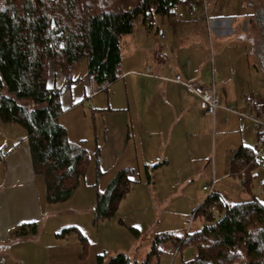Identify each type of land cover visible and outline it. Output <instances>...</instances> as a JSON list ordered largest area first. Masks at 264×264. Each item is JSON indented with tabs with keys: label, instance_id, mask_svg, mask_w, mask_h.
I'll return each mask as SVG.
<instances>
[{
	"label": "trees",
	"instance_id": "trees-1",
	"mask_svg": "<svg viewBox=\"0 0 264 264\" xmlns=\"http://www.w3.org/2000/svg\"><path fill=\"white\" fill-rule=\"evenodd\" d=\"M182 1L0 0V119L25 128L34 170L45 179L48 203L69 200L91 164L89 150L71 141L60 122L62 89L48 85L50 59L61 67L66 87L81 81L76 71L84 61L85 75L96 90H107L120 76L122 37L132 32L135 19L142 15L145 22L152 23L155 13L170 14ZM246 1L253 7L249 20L256 56L264 71V0ZM259 139L258 129L255 144L241 145L230 161V175L242 179L249 193L252 171L264 163V157L258 155ZM95 148L97 184L104 171L99 144ZM145 169L150 179L149 167ZM138 173L136 167H122L104 189L97 190L95 220L116 215L121 201L138 181ZM213 204L218 215L209 209ZM195 211L204 219L202 226L184 233H154L141 261L127 253L109 255L104 251L97 254V263L159 264L161 255L171 247L183 251L191 246L193 257L184 264H264V203L256 195L227 207L215 192ZM130 229L135 236L140 235L138 228ZM37 231L35 222H27L19 224L12 235L32 236ZM70 232H78L80 254L84 255L87 240L77 226L64 227L58 235Z\"/></svg>",
	"mask_w": 264,
	"mask_h": 264
},
{
	"label": "crops",
	"instance_id": "crops-1",
	"mask_svg": "<svg viewBox=\"0 0 264 264\" xmlns=\"http://www.w3.org/2000/svg\"><path fill=\"white\" fill-rule=\"evenodd\" d=\"M204 1L183 0L170 14L155 13L152 23L145 22L142 15L138 16L132 32L122 38L120 76L109 84L108 94L97 97L102 90H96L89 79L92 90L88 99L94 97V109L99 110L94 116L93 139L100 147V161H118L116 164L119 165L122 162V167L143 161L145 175L146 166L150 171V179H146L150 193L154 192L152 171L168 166L170 161H182L186 168V161H207L212 154L213 178L225 176L217 161H231L236 150L246 145L243 144L245 138L253 139L248 134L250 124L245 121L248 117L244 115L250 110L248 101H264V90L261 94L260 88L264 79L258 77L257 82L254 81L253 69L259 70V61L250 15L242 12V7L249 6L247 1H242L238 12L216 11L213 7L211 14V2L210 7H205ZM243 41L252 45H242ZM123 44L127 45L124 46L126 55H123ZM251 54L256 56L254 68L250 63ZM50 69L51 64L48 85L62 89L63 112L72 110L76 103L64 85L61 67L53 65V72ZM177 76L203 86L215 83L222 105L233 106L239 113L219 107L215 116L208 115L197 95L173 81ZM101 111L109 113L107 132L104 133L101 125L102 136L96 124ZM211 116L213 125L209 120ZM15 124L0 119V171L4 169L0 173V264H7L9 254L11 261L19 264H29L33 259L29 250L4 254L3 247L9 242L18 246L17 251H25L23 242L30 236H13L12 232L19 224L33 220L36 185L41 180L42 186L44 178L35 172L27 136ZM218 134L231 137L227 143L223 144L224 138L218 144ZM25 144L28 147H24ZM184 173V180L194 177V166H189ZM177 231L184 233L187 230L178 226ZM193 253L191 246L183 251L171 247L168 253L161 255L159 264H184Z\"/></svg>",
	"mask_w": 264,
	"mask_h": 264
},
{
	"label": "rangeland",
	"instance_id": "rangeland-1",
	"mask_svg": "<svg viewBox=\"0 0 264 264\" xmlns=\"http://www.w3.org/2000/svg\"><path fill=\"white\" fill-rule=\"evenodd\" d=\"M207 1L209 3L208 7H210V2L212 5L211 10L209 9V13L211 14L213 7L216 8V11L230 10L231 12H238L237 9L239 10V7L243 5L242 1L244 0ZM242 9L244 10L242 12L247 15L253 13V7L250 5L247 7L244 6ZM127 36L129 34L124 35L122 38L125 39ZM246 44L252 45L251 42L243 41L242 45ZM124 46L127 45L123 44V55H126L124 53ZM251 56L250 63L254 68V64L256 65V56L255 54H251ZM49 64H51V72H53L52 66L58 65L52 59H50ZM257 66H259V70L253 69L255 82L258 79H264L263 69L259 64ZM84 67L85 63L83 61L81 67L76 71V75H81V81L68 87V93H70L76 105L71 108L72 110L63 112L59 119L66 126L69 139L73 142L82 143L89 150L91 164L83 180H81V185H79L81 187L80 189L78 188L77 194L65 202L56 204L48 203L45 197L46 188L44 178L42 186L41 180H38L39 183L36 185L34 217L31 221L37 224V233L30 236L27 240H24L23 249L25 251H17L18 246L12 243L10 244L9 242L5 243L3 247L4 254L26 253L29 250L30 254L33 253L34 255L33 259L30 258L31 261L29 264H98L97 254L103 253L104 251H107L109 255H115L118 252L127 253L133 260L137 259L141 261L149 250L154 230L158 232H178L177 228L181 226L190 231L199 228L204 222V219L198 214L189 226L186 222V217L191 215L207 198L208 192L203 190V185L212 184L215 180L213 178L214 161L212 154L209 155L207 161H186V168L183 167L182 161H170L168 166L165 165L164 168L158 171H152L153 182L151 183V187H153L154 192L151 193L149 192L143 161H139V164L131 162L129 165L137 167L139 170L138 181L133 184L132 190L121 201L120 208L115 216L95 220L94 208L97 190L105 188L108 180L123 166V163L121 162L119 165L116 164L118 161H100V167L104 171V174L96 184L94 167L96 144L93 139L94 128L92 119L93 115L99 110L93 109L95 98L91 97L88 99V95L92 89H90L91 86L88 84L89 78L85 75ZM60 72L62 71L60 70ZM260 88L262 94L264 84H260ZM107 94L108 92L106 90H102L97 97L103 98ZM121 104H123L122 99ZM219 104L223 107L222 101H219ZM246 109L248 111V108ZM122 113H124V110ZM108 114L107 111H101L98 116L99 120L96 124L100 136H102L101 125L104 126V133L107 132L106 124L108 122ZM209 118L212 124L211 118L213 117L211 116ZM245 121L250 124L248 134L253 139L245 138V143L243 144L253 145L257 141L259 127L250 118H246ZM15 125L20 128L23 135L26 134L23 126L18 123ZM212 133L213 126L211 127ZM230 137H227L225 134L224 136L218 134L217 143L219 144L225 138L223 141V144H225ZM212 141L213 136L211 138ZM24 147H28V144H25ZM211 147L213 148L212 145ZM234 152H232L229 159ZM229 162L217 161V166L220 170L222 169V174L226 173L225 176L217 179L213 184V189L219 193L220 199L225 203L231 204L250 198L254 194L264 203V186L262 184L264 181V163L261 161L252 171L254 177L251 193H249L248 190L244 189L242 179L230 175ZM112 166L115 167L112 169ZM189 166H194L195 168L194 177L184 180L186 176L184 171ZM3 171L4 169L0 173ZM37 177L41 179L40 175H37ZM214 213L218 215V211ZM71 225L77 226L86 236L87 246L84 255L80 254L82 245L79 242L78 232H70L68 235L63 236L58 235V232L62 231L64 227ZM130 226L139 229L140 235L138 237L133 234ZM11 260L13 259L11 258V254H9L7 264H19Z\"/></svg>",
	"mask_w": 264,
	"mask_h": 264
},
{
	"label": "built area",
	"instance_id": "built-area-1",
	"mask_svg": "<svg viewBox=\"0 0 264 264\" xmlns=\"http://www.w3.org/2000/svg\"><path fill=\"white\" fill-rule=\"evenodd\" d=\"M204 6L207 7L208 2L206 0L203 2ZM173 81L183 85L187 91L190 93H193L197 95L204 106L205 112L208 115L215 116L216 112L221 105L219 104V96L216 91V86L215 83H212L210 86H203L199 85L193 82H189L187 80L181 79L179 76L175 77ZM248 107L250 111L246 114L248 118L251 120H254L259 127V133H260V139H259V150H258V155L261 157H264L263 153V147H264V101L259 100V99H250L248 101ZM224 109H226L229 112H234V113H239L237 109H235L233 106L227 105L223 106ZM264 161V159H263ZM216 180L213 181L212 184H205L203 185V190L208 192V195H212L215 193L213 189V184ZM230 204L227 203V207H229ZM210 210L217 211V208L215 204L209 206ZM196 216V211H193L191 215L186 217V222L189 224V226L193 223L194 219Z\"/></svg>",
	"mask_w": 264,
	"mask_h": 264
}]
</instances>
